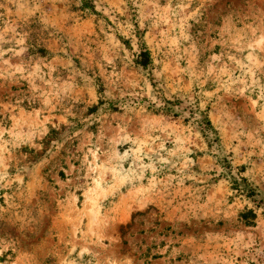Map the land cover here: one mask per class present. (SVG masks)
I'll list each match as a JSON object with an SVG mask.
<instances>
[{
    "label": "rangeland",
    "instance_id": "rangeland-1",
    "mask_svg": "<svg viewBox=\"0 0 264 264\" xmlns=\"http://www.w3.org/2000/svg\"><path fill=\"white\" fill-rule=\"evenodd\" d=\"M0 264H264V0H0Z\"/></svg>",
    "mask_w": 264,
    "mask_h": 264
},
{
    "label": "trees",
    "instance_id": "trees-1",
    "mask_svg": "<svg viewBox=\"0 0 264 264\" xmlns=\"http://www.w3.org/2000/svg\"><path fill=\"white\" fill-rule=\"evenodd\" d=\"M135 63L142 68H147L150 64L148 50H146L145 48H141L137 55V60L135 61Z\"/></svg>",
    "mask_w": 264,
    "mask_h": 264
}]
</instances>
